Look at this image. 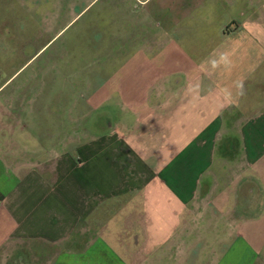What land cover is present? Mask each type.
Returning <instances> with one entry per match:
<instances>
[{
    "label": "crops",
    "instance_id": "crops-1",
    "mask_svg": "<svg viewBox=\"0 0 264 264\" xmlns=\"http://www.w3.org/2000/svg\"><path fill=\"white\" fill-rule=\"evenodd\" d=\"M247 1L158 5L126 33L106 97L104 80L92 109L69 113L66 85L51 86L41 132L25 130L38 113L22 115L24 84L0 95L11 258L264 264V0ZM18 71L3 81L0 64V94Z\"/></svg>",
    "mask_w": 264,
    "mask_h": 264
},
{
    "label": "rangeland",
    "instance_id": "rangeland-1",
    "mask_svg": "<svg viewBox=\"0 0 264 264\" xmlns=\"http://www.w3.org/2000/svg\"><path fill=\"white\" fill-rule=\"evenodd\" d=\"M247 3L245 0L244 5ZM174 4V0H0L2 80L19 69L4 86L1 97L9 95L14 86L24 84L21 99L29 104L25 110L21 108L22 115L28 116L36 104L38 113L31 126L26 122L25 130L37 132L44 129L39 103L55 84L66 85L63 98L69 113L74 110L75 103L79 112L92 109L98 98L94 92L105 80L103 88L99 89L102 97L110 75L129 61L126 33L132 25L136 30L135 21L144 18L147 12L155 21L159 18L158 5ZM133 47L137 45L133 43ZM59 69H63V80L56 73ZM90 123L86 122L85 126ZM37 141L38 147L46 144L44 137ZM24 142L31 145L28 138L22 139V144ZM31 157L34 156L23 155L24 160ZM3 224L0 264H29L26 250L17 251L16 257L11 258L12 240L7 232L11 223L4 219ZM37 252L43 254L45 251ZM204 252L206 254V251L199 253ZM37 264L49 263L43 259Z\"/></svg>",
    "mask_w": 264,
    "mask_h": 264
}]
</instances>
